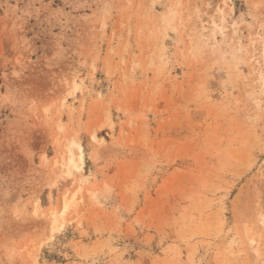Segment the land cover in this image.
I'll return each mask as SVG.
<instances>
[{
  "label": "rangeland",
  "instance_id": "rangeland-1",
  "mask_svg": "<svg viewBox=\"0 0 264 264\" xmlns=\"http://www.w3.org/2000/svg\"><path fill=\"white\" fill-rule=\"evenodd\" d=\"M262 49L264 0H0V264H264Z\"/></svg>",
  "mask_w": 264,
  "mask_h": 264
},
{
  "label": "bare ground",
  "instance_id": "bare-ground-1",
  "mask_svg": "<svg viewBox=\"0 0 264 264\" xmlns=\"http://www.w3.org/2000/svg\"><path fill=\"white\" fill-rule=\"evenodd\" d=\"M263 50V49H262ZM264 51V50H263ZM72 162V161H71ZM71 164V163H70ZM71 165H73V163L71 164ZM74 166V165H73ZM73 166H72V168H73ZM68 168V173H66V174H68V175H70V171H71V169H69V166L67 167ZM74 168H76V166H74ZM66 207V206H65ZM67 208V207H66ZM65 209V208H64ZM263 224H264V222H263Z\"/></svg>",
  "mask_w": 264,
  "mask_h": 264
}]
</instances>
